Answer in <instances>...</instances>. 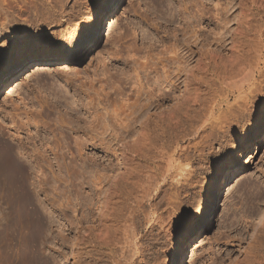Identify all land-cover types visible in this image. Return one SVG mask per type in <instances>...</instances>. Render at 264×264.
I'll list each match as a JSON object with an SVG mask.
<instances>
[{
    "label": "rangeland",
    "instance_id": "374dc122",
    "mask_svg": "<svg viewBox=\"0 0 264 264\" xmlns=\"http://www.w3.org/2000/svg\"><path fill=\"white\" fill-rule=\"evenodd\" d=\"M42 1L53 6L51 24L38 34L50 58L36 52L5 77L10 57L0 50V153L15 151L26 172L20 194L2 200L12 206L0 200V221L4 214V224L11 223L0 228V264H264V0ZM55 3L64 5L60 14ZM15 7L9 20L1 11L0 24L32 26L47 15ZM196 13L203 19L197 23ZM184 22L193 24L196 40L181 36ZM6 40L0 38V49ZM181 40L189 45L183 52ZM232 40L240 58L234 74L224 76ZM169 43L179 44L180 57L157 65ZM211 51L228 58L215 64ZM186 70L207 88L175 110ZM160 107L154 143L145 146L133 127ZM126 158L136 163V178L122 179L110 193L106 180ZM149 173L157 183L142 199ZM108 205L123 218L103 243L91 229ZM252 236L257 243L249 250Z\"/></svg>",
    "mask_w": 264,
    "mask_h": 264
},
{
    "label": "bare ground",
    "instance_id": "6f19581e",
    "mask_svg": "<svg viewBox=\"0 0 264 264\" xmlns=\"http://www.w3.org/2000/svg\"><path fill=\"white\" fill-rule=\"evenodd\" d=\"M50 1H53V0H50ZM62 1H64V0H62ZM150 1H154V2H156V3H158V4H160V6H161V4H163V0H150ZM183 1V0H182ZM189 1H191V0H189ZM187 2V4L190 6H188V8H190V9H192V7H191V5H190V2ZM240 1H242V0H240ZM245 1V0H244ZM251 1V0H250ZM30 3H27V2H24V0H0V15H1V11H3L4 12V18H6V19H10V18H7V17H10L9 15H8V13H7V10H9V9H13L15 6H16V4H21V5H19V6H16L15 8H16V10L18 11L19 9H23V10H26V11H28V13H31V14H36V16H38L37 15V13H40V11H42L43 12V14H47L45 17L46 18H42L43 19V21H45V22H43V21H40V23L38 22L39 20L37 19V20H35V24L33 25L32 24V26L31 25H27V24H25L26 23V21L25 22H22V24H18V25H16L15 23H13V22H9V23H2V24H0V38L1 39H8V40H6L2 45H4V46H2V48L0 49L1 50V53L3 54V56L5 55H7V56H9L10 57V59L6 62V66H5V68H6V70H4L3 72L4 73H6V75H5V77H8V76H10V75H13L14 73H16L17 71H19V69L22 67V65H23V62H24V60H29L30 58V56H32V55H34V54H36V52H39L40 54H41V56H43V55H46L44 58H50L49 56V54L47 53V50H48V48H49V44L47 43V42H45V43H42L41 45H39V43H38V40H39V38H41V36L40 35H38L40 32H41V26H43V27H47V26H49L50 24H51V21H50V14H51V10H53V6H48V5H44L43 4V1L42 0H32V1H29ZM58 2H59V0H58ZM113 2V0L110 2V3H112ZM238 2H239V0H238ZM243 2V1H242ZM246 2V1H245ZM249 2V1H248ZM252 2H253V0H252ZM36 4H38V6H36ZM48 4H49V2H48ZM103 4V3H102ZM114 4V3H113ZM55 5V9L57 10V12H59L58 14H60V11H62L63 12V8H64V5L63 4H61V3H58L57 5H56V3L54 4ZM243 5V4H242ZM110 6H111V4H110ZM134 6V5H133ZM132 6V4H131V6H129V7H132V8H134L135 6H136V4H135V6L133 7ZM239 6H241V4H239ZM238 6V7H239ZM243 7V6H242ZM136 8V7H135ZM183 8V7H182ZM188 8L187 7H185L183 10H182V12L184 11V13L188 10ZM41 9V10H40ZM137 9H138V7H137ZM40 10V11H39ZM128 10H129V8H128ZM85 11H87L88 13H92V9L91 8H87ZM96 11V10H95ZM130 11H131V14L132 15H136L137 17H138V15H140L139 17H141V14H138V13H136L135 14V12H136V10L135 9H131L130 8ZM129 11V12H130ZM190 10H188V12H186L185 14H187V15H189L190 16V12H189ZM193 11V10H192ZM191 11V12H192ZM61 12V13H62ZM138 12V11H137ZM202 12V11H201ZM200 12V14H201V16H202V13ZM22 13V12H21ZM26 13V12H25ZM183 13V14H184ZM190 13V14H189ZM244 13V12H243ZM128 14H130V13H128ZM138 14V15H137ZM199 14V15H200ZM18 15V14H17ZM192 15V14H191ZM196 15V18H197V13L195 14ZM35 15H33V17H34ZM127 16V15H126ZM131 16V15H130ZM183 17L184 16H186V15H182ZM206 16V15H205ZM245 16H247V15H245ZM138 17V18H139ZM243 17V16H242ZM251 17V16H250ZM39 18H41V17H39ZM128 18V17H127ZM189 18V17H188ZM193 18H194V16H193ZM192 18V19H193ZM244 18V17H243ZM90 19V18H89ZM141 19V18H140ZM205 19V18H204ZM245 19V18H244ZM247 19V18H246ZM252 19V18H251ZM87 20V19H86ZM197 21H195V23H197V22H200L201 20H203L202 18H200V19H196ZM209 20V19H208ZM24 21V20H23ZM31 21V20H30ZM82 22H84V23H87V21H85V18H84V21H82ZM94 22V21H93ZM120 22V21H119ZM192 22V21H191ZM191 22H184L185 24L187 23V25H186V28H181L182 30V34H181V36H183V35H185V37H188V39H191V38H194V40H196L198 37H197V35H196V33H195V30H194V26H193V24L191 25ZM239 22V21H238ZM251 22V21H250ZM31 23V22H30ZM34 23V22H33ZM121 23V22H120ZM183 23V24H184ZM247 22H246V20L244 21V24H246ZM122 24V23H121ZM120 24V25H121ZM184 24V25H185ZM200 24V23H199ZM248 24V23H247ZM116 25V24H115ZM114 26V25H113ZM113 26H111L112 28H114ZM117 26H118V24H117ZM116 26V27H117ZM191 26H193V27H191ZM110 27V28H111ZM185 27V26H184ZM118 28V27H117ZM116 29V28H115ZM165 29V28H164ZM45 30V29H44ZM164 31V30H163ZM180 31V32H181ZM244 31V30H243ZM165 32V31H164ZM187 32H189V33H187ZM240 32H242V31H238L237 33H239V35H242V34H240ZM174 34L175 35V32H171V33H167V34H169L170 36H173V35H171V34ZM165 34H166V32H165ZM188 34V35H187ZM31 35H32V37H31ZM238 35V34H237ZM239 35H238V37H239ZM168 36V35H167ZM167 36H164L165 38L167 37ZM176 36V35H175ZM174 36V39H175V43L177 42L176 41V37ZM35 38V40H33V41H31V42H29L28 44V46H26L25 44V41H24V39L25 38ZM184 37V36H183ZM240 37H242V36H240ZM164 38V39H165ZM168 38H170L169 36H168ZM187 39V38H186ZM186 39H185V41H186ZM187 39V40H188ZM220 39H223V38H220ZM235 39V38H234ZM160 40V39H159ZM166 40V39H165ZM178 40V39H177ZM16 41V42H15ZM172 41H174V40H172ZM182 41V40H181ZM208 41H210V42H208L207 43V45L208 44H210V43H212V40H208ZM232 41H234V40H232ZM231 41V43H234L233 45L230 43V48H231V50H233L232 51V55H230L231 56V58H229V59H226V60H228V62H225L224 61V63H228V65H226L227 67H228V69L227 70H225V68L226 67H224L225 66V64L223 65V67H224V69L222 68V71H224V73H223V75L225 76H229V75H231V73H233L234 74V72H235V70H234V68L236 69V67L235 66H237V65H234L235 63H237V61L235 62V60H239L238 58H240V57H238L239 56V50H238V40L235 42H232ZM161 42V41H160ZM182 42H184V40L182 41ZM181 42V43H182ZM240 42V41H239ZM175 43H169V45L167 46V47H165V49L163 50V52H162V57L160 56V57H158V64L157 65H162V66H164L162 63H165V65L166 64H169V63H172V62H176L177 60H178V58L180 57V54L181 53H179V47L177 46V45H179V44H175ZM187 43V42H186ZM258 43V42H257ZM188 44V43H187ZM185 45V42L183 43V45H179V46H182V50H181V52H183L185 49H188V47H189V45ZM160 45V44H159ZM163 45V44H162ZM231 45H232V47H231ZM240 45V44H239ZM228 46V47H229ZM238 46V47H237ZM258 47L256 48V53H255V55H254V60L256 61L257 59H258V57H260V52L261 51H263V43L262 42H259V44L257 45ZM178 47V48H177ZM20 48H22L23 50H20ZM229 48V49H230ZM172 51V53H174V54H170V52ZM170 51V52H169ZM174 51V52H173ZM230 51V50H229ZM223 52V51H222ZM37 55V54H36ZM211 55H212V60L214 61V63L216 64V62L218 63H222L223 64V60L224 59H222V57L223 58H228L227 56H223L222 55V57H221V55H220V53L219 52H215V51H211ZM226 55H228L227 53H226ZM40 56V55H39ZM132 57V56H131ZM131 57H129V58H131ZM29 58V59H28ZM43 58V57H42ZM128 58V57H127ZM134 58V57H133ZM211 58V57H210ZM214 58V59H213ZM137 59V58H136ZM145 60H146V58H144ZM152 59V58H151ZM253 60V61H254ZM127 61V60H126ZM152 61V60H151ZM134 62V63H133ZM131 61V63H133V64H136V62L135 61ZM144 62V61H143ZM156 62V61H155ZM230 62V63H229ZM234 62V63H233ZM138 63H139V65H141V63L142 62H139V60H138ZM146 64H147V61L145 62ZM149 63H151V62H149ZM220 63V64H221ZM143 65L142 66H144V63H142ZM196 64H197V67H198V69L200 68V70H205V68H206V64L204 63V59L202 58V57H198V59L196 60ZM232 64H233V66H232ZM133 66V65H132ZM138 66V65H137ZM153 66H156V65H153ZM153 66H151V67H153ZM196 67V68H197ZM129 68H131V66L129 67ZM162 68V67H161ZM133 69V68H132ZM137 69V68H136ZM135 69V70H136ZM154 69H156L155 67H154ZM154 69H151V70H153L154 72H155V70ZM131 70V69H130ZM129 70V71H130ZM145 70V69H144ZM199 70V71H200ZM233 70H234V72H233ZM131 71H133V70H131ZM143 71V70H142ZM156 71H157V69H156ZM191 71V70H190ZM9 72V73H8ZM128 72V71H127ZM134 72V71H133ZM133 72H130V73H133ZM187 72H189V70L187 71L186 70V73L184 74V76H185V78H184V80H183V83H182V85L180 86V88L177 90V92L175 93V95H174V98H173V104L172 105H179L180 106V108H182V107H186L188 104H193V100H192V98H194L195 96H198V94H199V91H203L204 89H206L207 88V84L203 81V80H201V78L200 77H192L190 74V72H189V74L187 73ZM141 73H143V72H141ZM145 73H146V71H145ZM134 74H135V72H134ZM137 74V75H136ZM135 74V76L133 75V74H129V76L131 77V76H133V77H139V75H138V73H136ZM140 74V73H139ZM144 74V73H143ZM150 74H151V72H150ZM153 74V73H152ZM125 75V74H124ZM155 75V74H154ZM164 75V74H163ZM111 76V75H110ZM113 76V75H112ZM127 76V75H126ZM146 76H148L147 74H145V77ZM156 76V75H155ZM154 76V77H155ZM130 77H128V79L130 78ZM137 77V78H138ZM141 77V76H140ZM144 77V78H145ZM150 76H148V77H146V79L147 78H149ZM164 77V76H163ZM110 78V77H109ZM113 78H115V77H113ZM131 79V78H130ZM158 78H157V76H156V80H157ZM122 80H124V78L122 79ZM135 80V79H134ZM162 80V79H161ZM114 81V80H113ZM112 81V82H113ZM127 81V80H126ZM126 81L124 82V83H126ZM135 82V81H134ZM138 82V81H137ZM155 82H157V81H155ZM160 82V81H159ZM115 83V82H114ZM136 83V82H135ZM114 87V86H113ZM117 94H119V93H117ZM191 95H193L192 97H190ZM179 106H177V107H175V108H173V109H175V110H177L176 108H178ZM164 110V108L163 107H160V108H157V110H155L154 112H150V113H148V111H147V113H143L144 115H142L141 117V119H140V122L135 126V127H133L134 128V132H135V134L137 135V136H140V137H142V141L144 142V144H145V146H150V145H152L153 143H154V138H153V134H152V131H151V127L153 126V124H155L156 122H158V119H160V116H159V112H161V111H163ZM185 114V113H184ZM169 115H171L170 113H169ZM182 116H184V115H182ZM186 116V115H185ZM169 117V116H168ZM172 117V116H171ZM67 122V121H66ZM70 124H71V122L70 121H68ZM65 123V122H64ZM65 124H67V123H65ZM74 124V123H73ZM75 125V124H74ZM77 125V124H76ZM69 126V125H68ZM71 126H73V125H71ZM63 128V127H65V126H62V125H60V128ZM70 127V126H69ZM68 128V127H67ZM75 128V127H74ZM73 128V129H74ZM70 129H72V127L70 128ZM72 129V130H73ZM76 129V128H75ZM78 129V128H77ZM132 130V129H131ZM2 131V130H1ZM15 132H16V130H15ZM60 132V131H59ZM140 137L138 138V140L135 142V144H139V140H141L140 139ZM15 138V137H14ZM3 139V138H2ZM16 139V138H15ZM6 140V139H5ZM17 140V139H16ZM1 142V141H0ZM22 142V141H21ZM4 143H5V141H4ZM23 145V144H22ZM18 146H20V145H18ZM140 146V145H139ZM4 147H6V144H5V146ZM21 147V146H20ZM22 148H23V146H22ZM22 148H19V150L20 149H22ZM2 149H3V151H2V153H0V155H2V156H0L1 157V159H0V200L2 201L3 199H4V201H6L7 200V202H8V198L10 199H12V201H13V198H15L14 196H15V194H18V192H19V194H20V191H18V189H19V187L21 188L22 186H20V185H23L24 183V179H25V166H22V164L16 159L17 157L14 155V153H15V151H10V148L9 149H7V148H3L2 147ZM46 149V148H45ZM44 149V150H45ZM4 150H7L6 151V153H3L4 152ZM10 151V152H9ZM22 151H24V149L22 150ZM21 151V152H22ZM1 152V151H0ZM14 152V153H13ZM20 152V151H19ZM20 152V153H21ZM52 152V151H51ZM18 153V152H17ZM20 153H18V154H20ZM38 153V152H37ZM16 154V153H15ZM25 154V153H24ZM40 154H42V152L40 153ZM46 152H43V154L41 155L42 157H40V155H39V153L37 154V155H39L38 157H40L41 158V160L43 159L44 160V158L46 157ZM36 155V156H37ZM25 156V155H24ZM16 157V158H15ZM128 158V157H127ZM126 158V160H123V168L121 169L122 171L119 173V174H117V175H115V176H113V177H110L108 180H106L107 182V186H108V191H111L110 193H112V192H115L117 189H118V187H119V183H121L120 181H122V179H124V180H126V179H128L129 181H130V178L133 180V177L135 176V173H133V168L136 166L135 164V162H134V160L132 159V158H130V159H127ZM46 159V158H45ZM133 165H135L134 167H133ZM59 166V165H58ZM58 166H57V168H58ZM60 168H58V170H59ZM149 171V170H148ZM67 172V171H66ZM73 172V171H72ZM71 172V173H72ZM155 172V171H154ZM67 173H69V172H67ZM75 173V172H74ZM82 173V172H81ZM151 173V172H150ZM149 173V174H150ZM70 174V173H69ZM76 174V173H75ZM149 174H147L145 177H147ZM153 174V173H152ZM152 174H150V177L151 178H149V176L147 177V183L146 182H144L145 183V187L144 188H142V195H141V197H142V199H149V195H147V193L149 192V190H154V188H155V185H156V183H157V181L155 180V178H153V175ZM155 174V173H154ZM79 175V174H78ZM155 177V176H154ZM59 178H61V177H59ZM58 178V179H59ZM134 178H136V177H134ZM161 178V177H160ZM60 180H62V179H60ZM129 181H125V182H129ZM145 181H146V179H145ZM23 183V184H22ZM123 183V182H122ZM143 183V184H144ZM128 184V183H127ZM126 184V185H127ZM125 185V184H124ZM137 186V185H136ZM141 188V187H140ZM23 188H21L20 190H22ZM140 190V189H139ZM18 191V192H17ZM17 192V193H16ZM8 196V197H7ZM10 196V197H9ZM22 196V195H21ZM20 196V197H21ZM5 198H7V199H5ZM139 198V197H138ZM0 201V202H1ZM4 201H2V202H4ZM7 202H4V203H6L7 204ZM15 202V201H14ZM4 203H2L3 205H4ZM9 203V202H8ZM13 204V203H12ZM15 204V203H14ZM1 205V204H0ZM7 205H10V204H7ZM10 206H12V205H10ZM3 207V206H2ZM6 207H8V206H6ZM10 208H12V207H10ZM3 209V208H2ZM7 209V208H6ZM13 209V208H12ZM15 209V208H14ZM11 210V209H10ZM11 211H13L14 212V210H11ZM10 211V212H11ZM15 211H16V209H15ZM9 212H7V214H8ZM12 213V212H11ZM11 213H9L10 214V216H11ZM8 214V215H9ZM16 214V213H15ZM2 216H1V221H0V228L2 229V228H5L8 224L10 225L11 223H9L8 222V224L6 225V221H5V218H3V215L4 214H1ZM10 216H9V218H10ZM8 218V219H9ZM122 218H123V212L120 210V209H118L117 207H115V206H113V205H108V206H106L105 207V209L104 210H101L100 212H99V214H98V218H97V221H96V224L93 226V228L91 229L93 232H91L92 234H93V238H96V240L98 239V240H101V242H103V243H105V242H108L109 240H111L110 238H113V236H114V234H115V230H114V228L112 227V223L114 224L115 222H117V221H120V220H122ZM8 221H12L11 220V218H10V220H8ZM14 221H16V220H14ZM18 221V220H17ZM4 222H6L5 224H4ZM13 225H14V222H13ZM11 226V225H10ZM16 226V225H15ZM114 226V225H113ZM128 228H131L132 227V224H129L128 226H127ZM90 230V231H91ZM90 233V234H91ZM91 236V235H90ZM130 237V236H129ZM128 238V237H127ZM81 239V238H80ZM84 239V238H83ZM109 239V240H108ZM85 240H86V238H85ZM108 240V241H107ZM130 240V239H129ZM81 241V240H80ZM82 242V244L81 245H83V242L84 241H81ZM256 243H257V240H256V236H252V237H250V240H249V242H248V244H247V249H252V248H254V246L256 245ZM15 245V244H14ZM97 245H98V243H97ZM104 245V244H103ZM105 245H107V244H105ZM105 248V247H104ZM15 249V248H14ZM94 249V248H93ZM101 249V248H100ZM18 250V249H17ZM132 250V249H131ZM94 251V253H96L95 252V250H93ZM92 251V252H93ZM96 251H98V250H96ZM15 252V251H14ZM20 252H22V251H20ZM19 252V253H20ZM89 252V251H88ZM91 252V253H92ZM100 252H102V251H100ZM84 253V252H83ZM90 253V252H89ZM90 253V254H91ZM85 254V253H84ZM93 254V253H92ZM99 254H100V256H102L103 257V253H98V256H99ZM86 255V254H85ZM95 256H96V254H95ZM97 256V257H98ZM100 256L98 257L99 259H100ZM109 256V255H108ZM86 257V256H85ZM92 257V256H91ZM90 258V257H89ZM96 258V257H95ZM87 259V258H86ZM92 259V258H91ZM93 260H95V259H93ZM110 260V259H109ZM17 263V262H16ZM31 264V263H30ZM34 264V263H33ZM86 264V263H85Z\"/></svg>",
    "mask_w": 264,
    "mask_h": 264
}]
</instances>
